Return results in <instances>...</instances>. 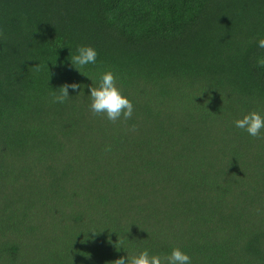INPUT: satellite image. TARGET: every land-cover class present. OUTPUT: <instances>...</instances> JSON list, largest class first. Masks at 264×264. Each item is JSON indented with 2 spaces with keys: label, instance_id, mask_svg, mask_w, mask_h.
I'll return each mask as SVG.
<instances>
[{
  "label": "trees",
  "instance_id": "1",
  "mask_svg": "<svg viewBox=\"0 0 264 264\" xmlns=\"http://www.w3.org/2000/svg\"><path fill=\"white\" fill-rule=\"evenodd\" d=\"M0 264H264V0H0Z\"/></svg>",
  "mask_w": 264,
  "mask_h": 264
}]
</instances>
